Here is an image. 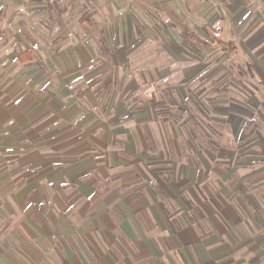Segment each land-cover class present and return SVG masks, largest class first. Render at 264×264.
Instances as JSON below:
<instances>
[{"label": "rangeland", "instance_id": "374dc122", "mask_svg": "<svg viewBox=\"0 0 264 264\" xmlns=\"http://www.w3.org/2000/svg\"><path fill=\"white\" fill-rule=\"evenodd\" d=\"M29 2L51 19L52 73L68 60L66 96L51 99L66 111L62 120L96 124L101 136L113 130L107 152L129 142L162 161V172L194 155L203 184L234 222L229 234L240 242L230 240V251L252 250L232 256L242 264L263 259L253 252L264 251V0ZM97 73L95 95L85 93V77ZM54 77L52 88L61 83Z\"/></svg>", "mask_w": 264, "mask_h": 264}, {"label": "crops", "instance_id": "0c3cea01", "mask_svg": "<svg viewBox=\"0 0 264 264\" xmlns=\"http://www.w3.org/2000/svg\"><path fill=\"white\" fill-rule=\"evenodd\" d=\"M42 11L0 0V264H242L232 254L252 250L230 251L240 240L227 204L203 184L194 155L162 172L129 142L107 152L113 130L62 120L51 99L66 96L68 60L52 73ZM99 77H85V93Z\"/></svg>", "mask_w": 264, "mask_h": 264}, {"label": "trees", "instance_id": "16d2710c", "mask_svg": "<svg viewBox=\"0 0 264 264\" xmlns=\"http://www.w3.org/2000/svg\"><path fill=\"white\" fill-rule=\"evenodd\" d=\"M202 30L207 34V35H210L212 37H214L215 35H212L210 32L207 31V29L203 26L202 27ZM233 55H232V59H237V58H240L239 54L237 53V51H232L231 52ZM231 56V55H230ZM242 60V69L244 70V72L246 73L247 77L248 78H253V71H252V65L250 62L244 60V59H241ZM260 85L262 86L263 84L260 83Z\"/></svg>", "mask_w": 264, "mask_h": 264}]
</instances>
